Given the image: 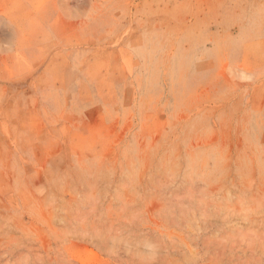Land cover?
<instances>
[{"label":"rangeland","instance_id":"obj_1","mask_svg":"<svg viewBox=\"0 0 264 264\" xmlns=\"http://www.w3.org/2000/svg\"><path fill=\"white\" fill-rule=\"evenodd\" d=\"M0 264H264V0H0Z\"/></svg>","mask_w":264,"mask_h":264}]
</instances>
